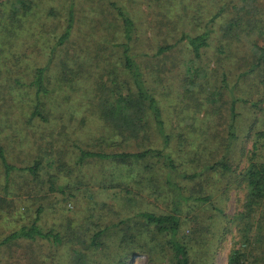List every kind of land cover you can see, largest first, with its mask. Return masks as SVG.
Instances as JSON below:
<instances>
[{"label": "rangeland", "instance_id": "1", "mask_svg": "<svg viewBox=\"0 0 264 264\" xmlns=\"http://www.w3.org/2000/svg\"><path fill=\"white\" fill-rule=\"evenodd\" d=\"M93 1L89 3V0H77L80 7L87 10L80 12L77 11L79 6L75 7L77 14L71 35L69 40L59 47L55 59H49V50L45 44L47 39L53 36L54 31L60 33L59 24L64 21V17L50 18L46 21L44 18L46 12L40 11L39 14L32 16V24L41 31V22L44 19L47 30L49 28L53 32L40 34L35 31V37L28 38L26 35L22 39L5 42L6 44L3 42L7 40L0 36L1 137L2 139L7 137L3 142L5 145L7 143L8 161L21 168L11 172L9 185L3 188L5 175L0 164V231L12 230L30 223L38 214L39 207L42 208L39 216L43 229L61 232L66 236L65 241L71 238L66 228L72 221L77 225L84 218H103L107 222H115L128 213L127 211L132 214L142 210L156 214L171 212L168 201L171 190L166 184L167 173L157 159L149 163V168L154 165V173L151 171L152 167L147 170L142 163L137 167L142 172L143 183L137 177L130 180L124 169L109 160L90 158L84 160L82 164L76 163L80 148L121 152L138 151L147 146L154 148L162 146L161 139L154 133L155 136L149 137L150 141L140 139V143L133 142L132 148H126L122 142L116 141L115 137L118 138L119 135L95 115L100 111L96 105L100 94H108L112 88L111 83L106 81L109 71L106 72L105 63L107 67L113 65L117 70L118 74L116 73L114 78L122 74L120 55L124 35L119 29L120 20L109 5V1L103 3L104 5L100 0ZM113 1L124 7L134 20L135 32L131 51L144 73L146 86L159 99L164 118L169 123L167 132L171 136V148L178 150L176 154L178 160L175 161L178 173L175 179L184 186L183 193L190 195V199L183 201L181 205L180 235L191 243V263L226 264L228 253L236 246L238 239V227L231 218L241 211L246 189L237 184L236 173L222 175L213 171H201V168H198L199 174L196 177L180 178L179 173L192 171L193 164L180 158L189 157L187 152L189 145L180 144L179 139L184 135L180 132L185 128L184 124L179 126L177 114L179 115V107L185 100L186 86L189 82L186 69L193 57L186 46V41L181 38L184 33L196 35L210 27V44L203 49L201 62L210 61V67H213L214 48L221 37L220 26L227 18H233L235 15L230 9L232 0H162L163 3L172 4L170 6L172 20L162 18V15L155 11L154 0ZM69 3L70 0H62L59 7L65 9ZM92 5L97 8L98 13L88 11ZM220 5H224L223 11L220 10ZM162 8L164 10V7ZM217 12L219 15L209 22ZM63 13L66 15V11ZM37 19L39 22H33ZM53 21H59L55 30ZM30 24L26 25L32 27ZM231 36L233 37L234 33ZM251 39L264 44V35L260 37L253 34ZM165 45L173 47L158 54L157 50ZM96 52L102 54L98 59L94 54ZM69 56L78 57V66L74 64L73 66L80 72L77 71L78 81L71 87L52 95L54 101L51 104L54 107H51L57 117L48 119V113L44 109L43 113L48 122L45 123L37 117L30 118L31 106L25 89L27 90L26 86L30 79L28 73L31 72L32 66H43L48 63L53 69L61 58ZM89 58L92 64L88 62ZM82 74L84 78L80 77ZM16 80H19V83ZM251 110L258 116L257 111ZM203 115L204 112H200L199 118ZM51 133H54V136H51ZM195 136L197 134L193 133L192 138ZM243 144L244 137L235 141L237 147ZM250 147L248 143L245 150ZM233 156L235 158L233 163H240V166L245 164L244 159L242 161L238 159L237 149L233 151ZM39 157L42 165L39 177L34 180L26 168L33 165L34 160ZM236 164L232 168H235ZM49 184H52V191L47 190ZM61 189L62 191H59ZM206 195H210L209 201L194 198ZM210 201L220 209L219 212L213 209ZM262 207L257 209L255 220L259 221L260 218L264 224ZM90 223L92 222L89 221V224L85 225L88 230L92 226ZM17 243L3 245L0 248L2 264H26L31 257L38 254L47 256L56 249L63 250L61 246L53 245L47 240L38 239L33 244L26 241ZM78 248V244H72V249ZM126 264L171 263L169 256L166 255L158 260H151L146 253H138L129 258Z\"/></svg>", "mask_w": 264, "mask_h": 264}, {"label": "trees", "instance_id": "2", "mask_svg": "<svg viewBox=\"0 0 264 264\" xmlns=\"http://www.w3.org/2000/svg\"><path fill=\"white\" fill-rule=\"evenodd\" d=\"M61 1L0 0V36L7 40L3 44L13 39H22L26 35L28 38L35 37L36 32L51 33L53 31L49 28L47 30L45 20L64 17V21L59 24L60 33L54 31L53 36H50L45 44L49 50V59H55L59 47L69 40L76 12L87 10L81 8L77 0H70L65 7L66 10L63 8L66 11L64 15L62 7H59ZM107 1L121 23L120 28L115 27L124 35L120 55L123 75L120 73V76L114 78L117 70L113 65L107 67L105 63L104 68L106 72L109 71L106 81L110 82L114 89L111 88L108 94L101 93L98 100L96 98V105L100 111L95 115L119 135L118 138L115 137L116 141L122 142L126 148H132L133 142L140 143V139L150 141L148 139L155 136L154 133L161 139L162 146L158 148L147 146L138 151L121 152L80 148L76 163L82 164L84 160L90 158L109 160L124 169L130 180L137 177L143 183L142 172L137 167L142 163L147 170L152 167L151 171L154 173V165L149 168V163L157 159L167 173L166 184L171 190L168 200L171 212L156 214L142 210L132 214L127 211L126 215L115 222H107L103 218H84L85 220H80L77 225L72 221L66 228L71 238L65 241L66 236L61 232L43 229L39 216L42 208L39 207L38 214L30 223L12 230L0 231V248L7 244H18L20 241L33 244L39 239L50 241L63 249L62 251L56 249L47 256L38 254L31 257L26 264H126L129 258L138 253H146L151 260H158L166 255L169 256L171 264H192L191 243L180 235L181 205L183 201L190 199V195L183 193L184 186L175 179L178 173L175 162L178 160L176 157L178 150L171 148V136L167 132L169 123L164 118L159 99L146 86L144 73L131 51L135 32L134 20L126 9L115 1L100 0V3L105 4ZM238 1L236 3L232 0L230 5L234 17L227 18L220 26L221 37L214 48L213 67H210V61L201 62L203 49L210 44V27L196 35L184 33L181 38L186 41V46L193 57L186 69L189 82L186 86L185 100L179 107V115L177 114L179 126L184 124L185 128L180 132L184 135L179 141L182 145H189L187 151L189 157L180 158L193 164V170L183 171L179 175L182 179L194 178L199 174L198 168H201V171H213L222 175L236 173L237 184L246 189V194L241 211L231 218L238 227V239L236 246L228 253L226 264H264V224L260 218L259 221L255 220V213L260 206H263L264 211V44L251 39L253 34L260 37L264 35V6L262 7L263 0ZM91 2L94 1L89 0V3ZM160 2L162 0H154L155 11L159 12L162 18L172 20L170 10L172 4ZM77 5L79 7L75 12ZM224 5L226 6L225 2ZM224 5H220L221 11ZM92 6L88 11L98 13L97 8ZM40 11L46 12L45 20L41 22V31L36 29L31 20L32 16L39 14ZM217 13L209 22L219 15ZM36 21L39 22V19L33 22ZM53 22L55 27L53 24L51 27L55 30L59 21ZM29 23L32 27L27 26ZM242 46L243 50L240 51ZM172 47L173 45L161 46L157 53H164ZM97 48L96 45L95 49ZM94 54L96 59L102 55L98 52ZM70 57L61 58L53 69L48 63L43 66H32L31 72L28 73L30 79L26 86L27 90L25 89L31 106L30 118L37 117L46 123L49 117L50 120L57 117L52 111L54 107L51 104L54 101L52 95L71 87L78 81L77 71L80 72L73 66V64L78 66V57ZM88 62L92 64L91 59ZM80 77L84 78V74ZM16 82L19 83V80ZM44 109L48 113V119L43 113ZM251 109L257 111L258 116ZM202 111L204 115L199 118ZM193 133L197 134L195 138H192ZM50 135L54 136V133ZM243 137L244 144L240 147L235 146V141ZM6 139L7 137L3 139L1 137L0 126V164L5 175L3 188L8 187L11 172L21 169L8 161L7 143L5 145L3 142ZM248 143L251 147L245 150ZM235 149L239 151L238 159L245 160L243 166H240V163H233ZM47 156L51 157L48 154ZM234 164L236 167L232 168ZM41 165L39 157L34 160L33 165L26 168L34 180L39 177ZM51 187L52 184H49L47 190L52 191ZM209 196L194 198L209 201ZM209 203L219 212L220 209L214 203L211 201ZM85 221L88 224L89 221L92 222L90 230L85 227L87 225ZM74 243L78 244V249H72Z\"/></svg>", "mask_w": 264, "mask_h": 264}]
</instances>
